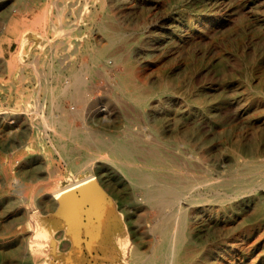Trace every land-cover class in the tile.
Masks as SVG:
<instances>
[{"label": "rangeland", "instance_id": "1", "mask_svg": "<svg viewBox=\"0 0 264 264\" xmlns=\"http://www.w3.org/2000/svg\"><path fill=\"white\" fill-rule=\"evenodd\" d=\"M58 1L65 9L62 21ZM66 24H73L75 30L58 29ZM102 24L124 36L108 46L99 64H93L90 50L109 44ZM61 56L70 64L91 68L85 73L89 104L99 108L108 103L106 111L92 116L91 132L97 139L134 138L140 147L161 150L170 143L182 144L219 180L225 174L252 175L244 163L264 161V0H0V59L6 60L0 63V108L9 112L7 118L0 115V243L19 233L18 243L26 250L33 232L28 210L36 206L41 213L48 212L45 204H24L25 193L35 199L47 196L56 183L67 184L71 161L80 163L91 154L110 157L108 151L98 149L106 145L94 141L69 140L77 150L69 159L57 151V125L45 123L53 113L56 118L65 114L53 105L69 109L75 102L49 94ZM108 59L112 63L107 64ZM129 70L133 80L146 83V91L168 85L172 98L149 99L148 103L158 104L157 112L148 103L139 106L127 94L133 88L117 87ZM40 73L46 77V89L38 96L44 110L21 114L10 123L12 113L25 105L18 89L39 88ZM78 103L74 105L82 109L84 104ZM83 116L70 113L67 121L85 129ZM160 119L164 124L157 132ZM115 169L119 166L113 164L110 171L120 196L129 210H140V191ZM191 171L201 174L198 169ZM33 172L40 178L35 180ZM11 177L19 179L22 189L8 181ZM249 194L236 199V220L223 215L210 227L198 225L193 249L199 255L191 264H264V228H257V201ZM260 195L264 196V188L257 198ZM83 217L87 220L86 213ZM80 240L87 251L91 238L86 230ZM235 243L236 249L223 251L226 244ZM61 249L70 251L69 242L63 241ZM42 260L31 258L29 263L43 264ZM49 261L59 263L55 257Z\"/></svg>", "mask_w": 264, "mask_h": 264}, {"label": "bare ground", "instance_id": "2", "mask_svg": "<svg viewBox=\"0 0 264 264\" xmlns=\"http://www.w3.org/2000/svg\"><path fill=\"white\" fill-rule=\"evenodd\" d=\"M58 2L59 20L62 21L65 9ZM58 29L71 33L75 26L66 24ZM101 30H107L109 44L107 47L101 45L90 50L93 64L102 61L106 57L108 46L124 36V32L110 30L105 24L101 25ZM57 62L56 84L50 86L49 94L58 93L73 102H81L80 104H84L83 108L88 102L86 109H77L75 102L69 109L63 104L53 105L65 113L60 118L51 113L45 123L57 125V151L69 159L77 153V150L70 147L69 140L83 144L94 141L104 143L106 147L98 149L108 151L110 157L91 154L83 157L80 163L71 161L73 171L69 174L71 179L67 184L56 183L48 190L47 196H38L35 199L25 196V193L21 197L24 204H45L48 212L41 213L38 207L32 205L28 215L32 219L33 232L29 237L28 247L23 250L18 243L21 234H14L9 240L0 243V264H30L31 258L40 257L43 264H50L49 259L52 257L58 259V264H92L93 253L97 254L95 264H191L199 255V251L193 249L197 243L198 225L210 227L217 224L223 215L228 216L230 221L236 220L235 201L247 193H252L257 201L255 206L260 216L257 228H264V196L257 198V192L264 188V169L261 170L264 167L263 160L244 163L251 167L252 175L231 177L230 174H225L223 180H219L199 157L182 144L170 143L166 145V150H161L156 146L140 147L137 145L139 141H134V138L97 139L94 132H91L94 130L92 123L95 122L92 116L106 111L108 103L99 108L89 104L85 73L91 68L88 64H70L65 56L57 58ZM0 63L5 64L6 60L1 58ZM110 63L112 62L108 59L107 64ZM42 74L38 75V79H41L39 88L18 89L25 105L12 113L9 117L10 123H16L21 114H40L44 110L45 105L38 98L40 90L46 89L43 82L46 77ZM117 87L121 90L133 88L127 94L139 106L147 104L149 99L156 96H159V102L164 97L172 98L168 85L163 84L152 92L146 91V83L133 80L130 70L121 76ZM163 93L167 95L162 96ZM148 105L153 112L158 111V104ZM8 113L6 109L0 108L2 119L7 118ZM70 113L80 116L84 114L85 129L68 123L67 117ZM163 124L162 119L156 121L157 132ZM118 160L121 164H118ZM138 161H142V164H137ZM113 164L119 166V170L115 169L114 172L120 174L121 178H127L140 191V210H129L120 196L119 187L113 181L110 171ZM192 169H198L201 174L193 173ZM32 177L37 180L40 175L33 172ZM8 181L18 189L23 187L17 177H11ZM153 211L155 216L150 220ZM84 212L87 220L83 217ZM85 230L91 238L87 251L82 248L83 242L80 240ZM239 239L244 240V237ZM63 241L69 242L70 251L61 249ZM236 246L237 243L226 244L223 251L230 247L231 250L236 249Z\"/></svg>", "mask_w": 264, "mask_h": 264}]
</instances>
